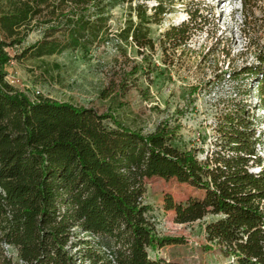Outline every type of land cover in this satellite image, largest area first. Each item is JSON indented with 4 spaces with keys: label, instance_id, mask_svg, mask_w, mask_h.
<instances>
[{
    "label": "trees",
    "instance_id": "16d2710c",
    "mask_svg": "<svg viewBox=\"0 0 264 264\" xmlns=\"http://www.w3.org/2000/svg\"><path fill=\"white\" fill-rule=\"evenodd\" d=\"M118 2L127 3L128 11L113 32L108 20ZM240 2L243 13L246 0ZM171 5L172 0H0V264H178L147 254L182 241L156 234L146 215L143 180L152 176L202 192L184 201L163 197L162 208L172 211L174 222L213 215L205 225L207 241L235 264H264V162L257 149L264 143L255 129L264 114V48L257 62L237 71L255 81L260 115H249L247 102L225 109L210 145L200 148L202 157L197 147L180 143L175 125L161 123L142 133L109 111L30 98L6 79L9 60L26 55H86L113 38H129L140 52L152 49L149 25L158 24ZM187 13L162 31L161 50L184 44L196 28L201 15L197 9ZM36 29L41 37L9 56L6 48ZM1 245L13 247L16 260Z\"/></svg>",
    "mask_w": 264,
    "mask_h": 264
},
{
    "label": "rangeland",
    "instance_id": "374dc122",
    "mask_svg": "<svg viewBox=\"0 0 264 264\" xmlns=\"http://www.w3.org/2000/svg\"><path fill=\"white\" fill-rule=\"evenodd\" d=\"M246 4L243 21L240 0H172L160 22L149 25L152 49L140 52L129 38H113L86 55L78 50L42 58L26 55L9 60L6 79L30 98L40 95L92 107L100 113L109 111L142 133L161 123L175 125L180 143L206 150L225 109L247 102L249 115L261 113L254 106L255 81L237 71L257 62L256 54L264 48V0H246ZM193 9L201 17L195 20L196 28L186 42L173 50H161L158 40L162 31L185 20L187 11ZM127 11L124 2L110 9L108 23L113 32L123 24ZM41 33L42 29L30 31L20 44L7 47L9 56L40 38ZM260 119L255 129L264 143V114ZM257 149L264 162V144ZM201 150L198 157L203 155ZM143 186L141 201L148 206L146 215L156 234L182 238L179 243L147 249L150 258L178 264H235L219 245L206 240L205 225L215 216L176 223L172 211L162 208L166 194L184 201L200 197L199 189L156 176L144 178ZM1 247L16 260L13 247Z\"/></svg>",
    "mask_w": 264,
    "mask_h": 264
}]
</instances>
